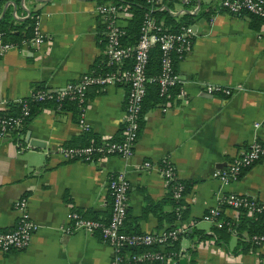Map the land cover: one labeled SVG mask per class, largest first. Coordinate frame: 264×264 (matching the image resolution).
Masks as SVG:
<instances>
[{"label":"crops","instance_id":"0c3cea01","mask_svg":"<svg viewBox=\"0 0 264 264\" xmlns=\"http://www.w3.org/2000/svg\"><path fill=\"white\" fill-rule=\"evenodd\" d=\"M102 1L114 0H2L0 16L6 12L13 25L28 16L36 19L44 38L23 52L11 47L0 56V110L8 112L36 88L54 89L75 80L96 64L103 45L94 6ZM215 4L199 0L197 11L189 12L188 5L172 2L173 21L189 13L197 24L190 47L174 65L184 94L171 90L146 101L126 158L66 159L58 152L61 145L120 138L124 84L88 87L82 115L88 130L78 122L75 104L57 109L46 103L19 129L0 138V229L14 224L12 202L21 196L36 224L25 247L0 251V264H107L109 244L97 232L72 227L67 213L77 209L109 215L106 183L117 170L128 180L124 230L183 228L175 240L178 257L160 264H189V259L193 264H264V244L250 243L245 239L250 233L238 228L240 214L249 217L253 212L218 203L222 193L264 202V154L227 183L211 175L252 140L264 145V29L261 21L252 25L247 13L213 11ZM202 82L218 83L229 92L207 94ZM162 157L185 185L178 218L170 216L172 203L156 170ZM143 160L152 165L142 167ZM215 206L218 215L204 219ZM216 229L224 230L225 242H216ZM195 230L210 236L199 237Z\"/></svg>","mask_w":264,"mask_h":264},{"label":"built area","instance_id":"2783aa9c","mask_svg":"<svg viewBox=\"0 0 264 264\" xmlns=\"http://www.w3.org/2000/svg\"><path fill=\"white\" fill-rule=\"evenodd\" d=\"M215 4L213 11H227L231 14L247 13L262 17L264 29V0H209ZM139 31L135 41L124 40V24L121 21L131 17L128 5L122 1H102L94 6V12L102 22V50L101 57L90 69L82 72L77 79L67 81L54 89L37 88L27 96L19 98L17 113L11 114L0 110V138L19 129L28 115L29 101L54 102L58 109L62 101H72L79 112L78 122L82 129L88 130V124L83 120L86 91L91 85L105 86L124 84L126 93L121 116L122 133L117 140H106L90 144L61 145L58 152L66 159L91 160L94 155L116 154L126 158L132 153L139 127L141 105L146 87L154 83L160 96L169 94L171 87H176L177 94L183 95L184 89L179 82L174 63L180 59L192 43L196 24L195 19H177L168 23L160 17L156 10L163 9L167 14L174 12L172 2L187 6L189 12L197 11L199 0H144ZM195 2L197 4L195 5ZM189 5L191 7H189ZM197 25V24H196ZM44 38L39 30L36 19L31 25V34L21 39L19 43L6 39L0 31V56L9 48L16 47L21 52L29 46L40 43ZM157 47L158 70L149 73L147 68L149 49ZM200 88L207 94L222 92L228 94L229 88L218 83L202 82ZM259 123L254 122L257 126ZM264 154V145L254 139L246 148L240 150L224 167L214 169L211 175L222 184L235 179L243 168L252 165ZM148 160H143L142 167H150ZM156 170L162 177L166 187L170 189L174 199H180L183 183L176 178L173 165L162 157L156 163ZM107 193L111 198V209L108 219L100 222L93 218L82 217L74 210H69L67 218L72 227L93 232L99 229L100 237L110 246V257L107 264H139L146 260L166 262L178 257L179 249H166L172 244L183 228L171 226L155 232L126 233L120 230L125 211L128 180L123 170H117L108 175L106 183ZM219 205L231 208H245L250 212L264 211V202L242 194L222 193L218 198ZM15 211L14 224L5 230L0 229V251L20 249L28 244L29 238L36 228L35 222L27 210L26 198H16L12 202ZM176 217L180 215V205H175ZM218 208L209 207L202 215L204 219H213L218 215ZM68 231L69 228L61 226ZM245 239L253 244H264V232H253ZM143 246L139 251L124 250L123 247Z\"/></svg>","mask_w":264,"mask_h":264},{"label":"trees","instance_id":"16d2710c","mask_svg":"<svg viewBox=\"0 0 264 264\" xmlns=\"http://www.w3.org/2000/svg\"><path fill=\"white\" fill-rule=\"evenodd\" d=\"M114 1H122V2L126 3L128 5V9L131 11V17L129 19H127L126 23L124 24L125 33L121 37L122 41H124V40L135 41V39L137 38V35H138L142 14H143V11L145 10L144 0H114ZM1 2H2V0H0V3ZM206 10H207V8H206ZM206 10H201L202 15L206 14ZM156 13L159 16L164 15L165 21H167L168 23L174 22L173 17L170 16L169 14H167V12L165 10H163V9L156 10ZM249 15L252 17V19L254 21V23H252V25L253 24L256 25L259 21L262 22V20H263L262 17L252 15V14H249ZM189 16H190L189 13H184L180 17V19L187 20ZM34 20H35L34 18L32 19V17L28 16V17L24 18L22 21H20L18 24L13 25L7 21L6 12H4L0 16V31L2 32L3 36L6 39H8L12 42H15V43H19L21 41V39L26 38L31 34V25L34 22ZM158 54H159V51H158L157 47L154 46V47H151L149 49L148 63H147V68H148L149 73H156L158 70ZM174 65H175V63H174ZM171 90L173 91L176 89L174 87H171L169 89V92ZM160 97L161 96L158 95V93H157L156 85L154 83L148 84L146 87V92H145L143 100H142L141 111H142V108L145 106L146 101L149 98H151L154 101V100H158ZM46 103H49L50 105H54V102H51V101H45V102L29 101L28 115L25 117L24 123L28 120L29 116L35 110H38L41 107V105H44ZM65 103H71V106H67V107L73 108L74 103L72 101H62L60 106L62 107ZM18 109H19V103L16 102L15 105L12 104L9 107L8 112H6V111L5 112L15 114V113H17ZM92 143H95V142H92ZM245 168H247V167H245ZM245 168H243V169H245ZM184 189H185V185L183 183L182 193H183ZM167 197L171 200V203H172V209L170 211V216L172 218H174V217H176V211H175L174 207H175V205L181 206L180 199H174L171 195L170 189H168V188H167ZM109 198H110V196H109ZM110 209H111V198H110ZM110 209H109V213H110ZM238 209H245V208L239 207ZM74 211L79 213L82 217L93 218V219H96L100 222H105L109 216V215H107L105 217H100L99 215L93 216L90 214H86L84 211H80L77 209H74ZM125 213H126V211H125ZM124 218H125V215H124ZM124 218H123L122 224L124 222ZM122 224H121L120 230H122L123 232H126V233L137 232V231L124 230ZM238 228H245L249 233L264 232V211L253 212L252 216H249V217L243 215V213L240 214ZM93 232H97L99 234V237H100V233H99L98 228L94 229ZM194 233L199 237L210 236V234L203 233L202 231H199V230H195ZM186 234L191 235V233H188V232H186ZM214 234H215L216 242L219 240H221L222 242L226 241L227 236H226V233L224 232V230L216 229V230H214ZM142 248H143V246H141V245L135 246V247L134 246L133 247H127V246L123 247L124 250L126 249L129 251H139ZM177 248H178V243L176 241H174V243H172L171 245H166V249L177 250ZM139 264H160V261L159 260H146L144 262H140ZM189 264H193L192 259H189Z\"/></svg>","mask_w":264,"mask_h":264},{"label":"water","instance_id":"95a60500","mask_svg":"<svg viewBox=\"0 0 264 264\" xmlns=\"http://www.w3.org/2000/svg\"><path fill=\"white\" fill-rule=\"evenodd\" d=\"M191 26H192L193 29H194V28H197V27H196V24H192ZM27 137H28V136H27ZM29 141H30V140H29ZM34 143H37V142H34Z\"/></svg>","mask_w":264,"mask_h":264}]
</instances>
